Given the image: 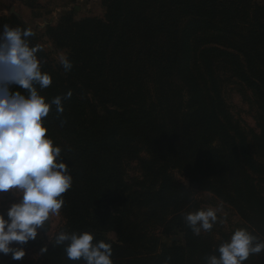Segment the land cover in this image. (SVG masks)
<instances>
[{"label":"trees","instance_id":"1","mask_svg":"<svg viewBox=\"0 0 264 264\" xmlns=\"http://www.w3.org/2000/svg\"><path fill=\"white\" fill-rule=\"evenodd\" d=\"M101 4L102 18L66 14L47 30L73 65L67 73L36 34L29 38L30 47L43 49L37 53L41 72L52 79L47 89L36 86L38 95L50 104L72 92L63 114L53 106L42 124L73 181L62 195L61 231L88 232L93 244L109 243L113 264L218 258L220 244L193 235L183 219L197 203L177 174L230 205L261 242L264 160L252 152L222 89L226 77L251 93L264 138V0ZM5 24L26 28L13 15L0 17V34ZM131 162L140 174L129 183ZM110 231L115 241L107 238ZM153 231L165 238L178 232L182 242L160 244ZM54 243L47 245L48 264H85L67 260L64 246Z\"/></svg>","mask_w":264,"mask_h":264},{"label":"clouds","instance_id":"2","mask_svg":"<svg viewBox=\"0 0 264 264\" xmlns=\"http://www.w3.org/2000/svg\"><path fill=\"white\" fill-rule=\"evenodd\" d=\"M34 35L31 28L22 31L6 24L0 34V193H11L19 200L9 207L6 218L0 215V254H11L14 261L22 260L25 252L22 247L10 245L35 241L37 230L44 229L50 217L59 216L65 203L62 195L73 184L69 167L61 161V149L53 146L47 138V129L42 126L53 106L58 117L63 114V102L71 98L72 92L56 96L50 104L38 95L36 86L47 89L52 79L41 72L43 62L38 60L37 53L43 49L29 46V38ZM60 64L65 73L73 66L66 57L60 58ZM18 90L26 91L27 97ZM64 123L62 120L61 126ZM217 211L198 210L183 219L193 235L199 236L217 223ZM54 239L53 246H64L69 261L113 264L111 245L102 241L93 244V235L88 232L61 231ZM217 252L218 258L209 256L205 264H244L250 256L264 252V242L238 229ZM46 254L47 245H43L37 255Z\"/></svg>","mask_w":264,"mask_h":264},{"label":"rangeland","instance_id":"3","mask_svg":"<svg viewBox=\"0 0 264 264\" xmlns=\"http://www.w3.org/2000/svg\"><path fill=\"white\" fill-rule=\"evenodd\" d=\"M66 14H72L75 20L85 18H102L104 16V8L101 0H0V17L15 16L26 28L31 30L40 38V42L45 52L49 54L50 59L60 64V58L66 57L65 50H57L53 43L46 36L49 27L56 26L61 17ZM225 76V75H224ZM226 81L223 85V98L230 109L234 120L239 123L244 133L246 134L249 145L254 155L261 160H264V138L262 135V123L258 119L257 107L254 103V98L249 91L235 82ZM262 138V139H261ZM144 156V155H143ZM127 170L128 182L132 178L137 177L140 172L136 163L129 165ZM177 182L184 185L192 193V198L197 203L198 210H207L209 208L217 210V223L209 232L201 231V234L211 239L216 244H222L230 239V236L235 230L244 229L248 232L250 225L241 219L236 211L225 202L213 194L201 191L188 184L185 178L175 174ZM18 198H14L11 193H0V215L5 216L9 207L13 203H18ZM65 225V218L60 210L59 216L50 217L44 229H38L37 239L29 241L26 245L12 244L10 247L23 248L25 256L20 261H14L11 254L4 256L0 254V264H48L44 256H38L41 246L49 245L48 240L53 241L54 237L60 233ZM45 231L47 238L45 237ZM154 232L157 235L159 243L169 246L172 242H182L180 233L175 232L171 237L165 238L160 234V231ZM260 241H264V230L258 231ZM107 238L110 241H115L116 236L113 232L107 233ZM48 239V240H47ZM264 253V252H263ZM258 256H250L244 264H264V258ZM156 254L146 257V262L153 261Z\"/></svg>","mask_w":264,"mask_h":264}]
</instances>
